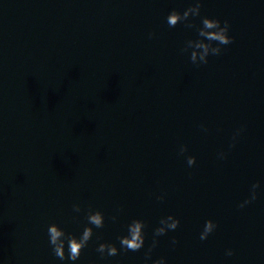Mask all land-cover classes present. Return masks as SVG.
Returning <instances> with one entry per match:
<instances>
[{
	"label": "water",
	"instance_id": "95a60500",
	"mask_svg": "<svg viewBox=\"0 0 264 264\" xmlns=\"http://www.w3.org/2000/svg\"><path fill=\"white\" fill-rule=\"evenodd\" d=\"M192 3L0 0V264H264V0H203L194 23L235 39L200 66L181 51L196 28L166 22ZM89 208L105 226L59 260L48 226L79 237ZM169 215L179 227L155 237ZM135 219L145 244L125 251Z\"/></svg>",
	"mask_w": 264,
	"mask_h": 264
},
{
	"label": "clouds",
	"instance_id": "9594fccd",
	"mask_svg": "<svg viewBox=\"0 0 264 264\" xmlns=\"http://www.w3.org/2000/svg\"><path fill=\"white\" fill-rule=\"evenodd\" d=\"M203 8V0H193L191 6H189L183 12L173 10L166 18V22L170 28L176 27L178 24L183 23L186 28H196V39H190L186 42L182 52L190 51V61L196 66L207 64L210 56H218L223 51V46L229 45L234 42V37L229 35L230 22L227 20L221 21L220 19L204 16L201 19V23L197 26L192 18L201 17V11ZM151 35H155L154 33ZM203 127V125H201ZM243 129L237 131L233 136L235 142L236 137L242 132ZM235 147V143L231 145ZM188 152L187 145L180 147V155H184ZM221 158L226 157V153L221 152ZM197 160L195 156L187 157V164L192 167L196 164ZM260 188V183H254L251 186V195L248 200L244 201L240 207H244L246 204H250L257 199V189ZM159 200H163L164 197H158ZM73 210L77 213L81 212V206L76 204L73 206ZM88 225L82 231V234L77 237L75 234L66 232L59 224L52 223L48 226L47 232L49 237V244L52 247L53 254L61 261H77L84 248L88 245L94 234V228H103L105 226V216L102 211H92L89 208L86 216ZM116 216L112 217L115 221ZM180 225V220L174 215H169L160 220V227L155 229L154 236L159 237L165 235L169 230H176ZM146 225L143 220L135 219L127 225V235L119 236L117 239L120 242L121 248L125 251L137 252L145 244L144 229ZM218 224L209 219L205 222L203 231L200 234L201 240H207L208 237L216 230ZM173 244L178 243L173 239ZM158 240L154 239L151 247L146 253V261L151 259V252L157 246ZM67 247V251H66ZM97 251L102 255L116 256L119 254L120 249L115 244L101 243L99 244ZM228 256L234 255L232 250H228ZM154 264H166V259L161 257L156 260Z\"/></svg>",
	"mask_w": 264,
	"mask_h": 264
}]
</instances>
